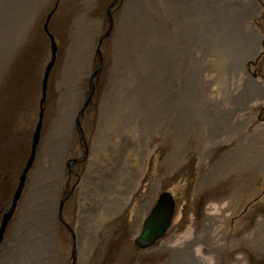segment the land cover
<instances>
[{
    "label": "rangeland",
    "instance_id": "1",
    "mask_svg": "<svg viewBox=\"0 0 264 264\" xmlns=\"http://www.w3.org/2000/svg\"><path fill=\"white\" fill-rule=\"evenodd\" d=\"M251 1L242 32L254 29L255 49L237 65L234 18L199 14L215 9L212 0H190L181 13L167 0H0V226L31 150L51 55L43 27L50 12L56 45L39 138L0 235V264H177L191 253L204 264H264V0ZM154 45L162 63L150 77L140 56ZM223 60L232 96L208 104L222 93L214 85ZM192 78L201 98L188 92ZM248 78L256 91L243 104L233 96L247 91ZM117 130L136 139L139 131L140 171L121 207L101 223L96 218L120 180L101 183L110 166L93 155L114 164L120 151L126 178L136 158L131 141L115 144ZM163 191L174 201L170 224L138 248L134 237ZM44 217L48 225L33 227Z\"/></svg>",
    "mask_w": 264,
    "mask_h": 264
},
{
    "label": "bare ground",
    "instance_id": "2",
    "mask_svg": "<svg viewBox=\"0 0 264 264\" xmlns=\"http://www.w3.org/2000/svg\"><path fill=\"white\" fill-rule=\"evenodd\" d=\"M185 3L182 5L181 3H180V0H167V2H169V3H172L173 4V8H174V5H176V7L178 8V12L177 13H181V12H186V11H190V5L188 4V2H190V0H183ZM211 1V0H210ZM213 1V4H210V6L211 7H215V9H212V8H204V10L202 9V8H200V11H199V14H201V11H202V16H204V15H206V14H204L205 12L207 13V11H211V12H213V11H215L214 13L215 14H218V15H220L221 17H222V19L220 18V16H219V19L217 20V21H219L220 19L222 20V21H224L225 22V17L226 18H228L230 15V18H234V19H232L233 20V23H235V25H233L234 27L232 28L233 29V34H235L234 35V37H239V42H238V47L241 49H239L238 50V52H240V56L238 57V60H237V65L238 64H242V62H240L241 61V59H244V57L246 56V55H250V53H252L253 51H254V49H255V47H254V44L255 43H252L251 42V39H255L256 37H255V34H253L255 31H254V29H252V28H250L251 29V31L252 32H250L248 35H245V33L244 32H242V30H244V25H245V20H244V17L246 16V15H249V14H252V12H253V6H252V4H253V2L251 1V0H228V2H226L225 3V1L226 0H212ZM235 2V4H234V2H233V4H231L230 2ZM209 2V1H208ZM207 2V3H208ZM202 3L205 5V7H206V5H207V3H206V1H202L201 2V4L200 5H202ZM206 3V4H205ZM204 5H202V6H204ZM220 5V6H219ZM218 7H220V8H218ZM174 11H175V9H174ZM205 11V12H204ZM176 13V14H177ZM197 16V15H196ZM212 17V16H211ZM180 18V17H179ZM197 18H200V17H197ZM236 18V19H235ZM155 20V19H154ZM237 20H239V21H241V26H240V22H237ZM151 22H154V21H152V20H150ZM201 21H203L202 19H201ZM203 23H205L204 21H203ZM214 23H216V21L215 22H213V24H211V25H213L212 27H214ZM208 24V23H207ZM210 26V25H209ZM242 28V29H241ZM180 31H184V29H182V30H180ZM245 31V30H244ZM205 33V32H204ZM184 34V33H183ZM195 35V34H194ZM185 37V36H184ZM245 37L250 41V43H249V41H246L245 40ZM153 38V36H151V37H148V41H150V39H152ZM199 38V37H198ZM189 39V38H188ZM201 39V38H200ZM144 46V45H143ZM178 49V48H177ZM159 49H157V46L156 45H154V47H147L146 46V48H144V50H142L143 51V54H142V56H140V57H143V60H146L145 61V64L146 65H144L145 67H151L152 68V70L153 71H151L149 68H146V70L147 71H151V74H150V77H152V76H154L155 75V72H156V70H157V68H156V66L157 65H159L160 63H162V59H160L158 56H157V51H158ZM181 51V50H180ZM148 53V57H145V55ZM185 53V52H184ZM156 54V55H155ZM160 54V53H159ZM155 55V56H154ZM227 56V55H226ZM151 57V58H150ZM155 60L156 62H154V61H151V60ZM160 60V61H159ZM231 60V59H230ZM226 63V61L225 60H223V62H221L220 63V65L218 66V70H219V73H218V76L217 77H219V80L218 81H216L215 82V85H214V87H219V90H221L222 91V93L220 92V91H217V97L216 98H210L208 101H207V103L208 104H213V103H215V102H220L219 104H222V101H223V99L224 98H226L225 96H224V94H228L229 95V97H231L232 96V91H233V89H231V83H232V81H231V79L229 78L230 76L229 75H224L223 74V71L222 72H220L221 71V68H220V66H222V64L224 65ZM230 63H232V60H231V62ZM148 65V66H147ZM170 65V64H169ZM172 65V64H171ZM225 67V66H224ZM230 67H232V66H230ZM234 68V67H233ZM167 69V68H166ZM160 73V72H159ZM164 73V72H163ZM165 74H167L168 75V72H165ZM222 77H221V76ZM166 76V75H165ZM187 76V77H186ZM157 77V76H156ZM168 77H170V78H172V77H174L173 76V74H171V72H170V74H169V76ZM179 77V79L181 80V78H183L184 77V80H185V77H186V79H188V75H186V74H184V73H180V75L178 76ZM190 77V76H189ZM153 81V83H155L156 81H155V78L153 77V78H151ZM191 81V85H192V87L190 88V87H188V92L190 93H192V97L193 96H197V97H199V98H201V96H202V94H203V92H201V90H200V84H199V82L197 81V78L194 80V78H192V80H190ZM193 81V82H192ZM161 83H162V81H161ZM256 84H257V82H256V80H250V78H248L247 79V81H246V84H245V86H246V89H247V91L245 92L244 90H245V87H244V89L240 92V93H238V94H236V95H234L233 97H237V96H240V98H241V100L243 101L242 103L243 104H246L247 103V100H249L251 97H253L252 95V92H254V91H256V87H254V86H256ZM190 86V85H189ZM213 87V88H214ZM160 89H162V85H161V87H160ZM217 89V88H216ZM205 90V89H204ZM249 91H251V94H249ZM91 93V92H90ZM224 93V94H223ZM90 95V94H89ZM89 95H88V97H89ZM231 95V96H230ZM232 97V98H233ZM141 98V97H140ZM181 98V97H180ZM191 98V97H190ZM193 101V100H192ZM175 102V101H174ZM150 104H152L151 102H150ZM154 105V104H153ZM182 105V104H181ZM207 105V104H206ZM149 106V105H148ZM218 106L219 105H217L216 106V108H218ZM208 107H209V105H208ZM138 108V107H137ZM151 109V108H150ZM155 109V108H154ZM136 110H138V109H136ZM140 110V109H139ZM149 110V109H148ZM152 110V109H151ZM237 111L238 110V107L237 108H233L232 109V111ZM133 111V110H132ZM218 111H219V109H218ZM160 112V111H159ZM181 114V113H180ZM108 115H110L109 114V112L107 111V110H105V112H104V118L105 117H107ZM187 116H186V118L184 119L183 118V121H185V123H186V125L188 124V123H190V122H186L189 118H190V114H186ZM155 117H156V115H154ZM174 117V116H173ZM248 119V118H247ZM241 121V120H240ZM128 122V121H127ZM192 122V121H191ZM138 124H139V122H137ZM137 123H136V125H137ZM132 124V123H131ZM141 125V124H140ZM185 125V126H186ZM104 126V125H103ZM128 126H130V125H128ZM134 126H135V124H134ZM139 126V125H138ZM137 126V128L138 129H140L139 127ZM238 126V125H237ZM125 128H129V127H125ZM147 129V128H146ZM80 130V129H79ZM127 131H128V129H126ZM131 132H133V130L131 131ZM138 133L137 132V130H134V135L133 136H136L137 137V139L135 138V137H132V135H129V133L128 132H123L122 133V131L120 130L119 132H118V130H117V132H115L114 134L115 135H112V137L113 138H115V144L118 142V141H120V143H122V144H124V143H129V141H131L130 143L135 147V149L133 150V151H130L131 153H133L134 152V156L136 157L135 159L133 158V160L130 162V165L132 166V169H131V167H129V173H128V177L126 178V176H124L123 175V173L125 172L124 171V168L121 166V165H124V164H128V160L125 158V159H121V153H120V151H117V152H115V159H116V162L114 163V164H111V163H109V162H107V161H99L98 159H96V157H95V155H93V160L95 161V162H100L101 164L103 163V164H108L110 167H109V171H110V173L108 174V172H106V171H104V173L103 172H101V183H103V184H107V183H109L111 180H113L115 183H114V185H116L117 183H118V179L120 180L119 181V185H117L116 187H115V189L114 188H112V190H110V192H108V194H110V196H111V201H107L106 202V204H105V206L103 207V209L100 211V214H99V216H97V218H96V220L97 221H99V222H105L109 217H111L112 215H114V213L121 207V205L123 204V202H124V200H125V198H126V196H127V193H128V191L133 187V181H135V179H136V177H137V175H138V173H139V171H140V162H138V160H139V158H140V153H143V152H140V149H142L141 148V141H140V139H141V135L138 133V134H136V133ZM118 133V134H117ZM111 134H113V133H111ZM104 136V135H103ZM103 136H101V137H99L100 139H99V141L97 140L96 142H95V144H94V147H93V154H94V152L96 153V154H99V152H100V148H101V146H102V139H103ZM105 138V137H104ZM133 140H132V139ZM136 140H137V142H136ZM128 158V157H127ZM128 167V166H127ZM126 167V168H127ZM126 174H127V172H126ZM99 182V181H98ZM110 200V199H109ZM29 223V222H28ZM39 224V226L40 225H48V223H49V221L44 217V220L42 221V223H37L36 221H33V227H35L36 226V224ZM44 223V224H43ZM20 224V223H19ZM30 225L32 226V224L30 223ZM16 227H17V225H15ZM101 226V225H100ZM31 229V228H30ZM16 230H15V228H14V232H15ZM22 233V232H21ZM20 233V234H21ZM19 236L20 235H18V239H19ZM25 236H28V234H23L22 233V237H23V242L24 241H26L25 240ZM13 237H14V239L16 238V235L15 234H13ZM30 239V238H29ZM28 239V240H29ZM158 240V239H157ZM20 243H22V240H21V237H20V239L18 240ZM87 244H89V241H87V243H85V245L83 246V248H84V250H83V252H82V254L83 253H85L84 251H85V249L87 248ZM22 249V248H21ZM4 250V248H0V251L2 252ZM19 249H18V247H16L15 246V248H14V250H13V255H16L17 254V251H18ZM18 253H20V252H18ZM186 261V262H185ZM185 261L184 262H181V263H179V260H178V258L175 260V262L177 263V264H204V262L201 260V259H199L198 257H196L194 254H190L189 256H186V259H185Z\"/></svg>",
    "mask_w": 264,
    "mask_h": 264
},
{
    "label": "water",
    "instance_id": "3",
    "mask_svg": "<svg viewBox=\"0 0 264 264\" xmlns=\"http://www.w3.org/2000/svg\"><path fill=\"white\" fill-rule=\"evenodd\" d=\"M50 15H51V12L46 16L43 27H44V30L47 33L49 40H50V53H51V55H50L49 61L45 65L44 72H43L42 85H41V97L39 99L38 119H37V122L35 124V128L32 132V135H31L32 136L31 150H30V154L27 158V161L25 163V166L22 169L21 174L19 176V181H18L16 190L13 194L12 200H11V206H10L8 212L3 215V218L1 220L0 235H1V232L3 229V226L5 225L6 219L8 218V216L10 215V212L14 208L15 201L19 195L20 189H21L22 184H23L24 173L26 172L27 168L30 165V162H31V160L33 158V154H34V148H35V145H36L37 140L39 138V129H40L41 118H42V114H43L42 103H43L44 97H45L46 80H47L48 74L50 72V69L54 63L55 51H56V45H55L53 36L47 29V22H48ZM104 35H106V32L102 36H104ZM100 41H101V38H99V40H98V45H99ZM97 49H98V47H97ZM97 69L94 71L93 75H95ZM89 94H90V92H89ZM85 103H84V105H85ZM173 202H174L173 198L168 191H163L158 195V198H157L155 204L150 209L149 214L142 221V226H141L140 231L134 237V243L138 248H146V247L150 246L151 244H153V242L156 239L160 238L164 234V232L166 231V229L168 228V226L170 224V220H171V217L173 214V209H174V203Z\"/></svg>",
    "mask_w": 264,
    "mask_h": 264
},
{
    "label": "flooded vegetation",
    "instance_id": "4",
    "mask_svg": "<svg viewBox=\"0 0 264 264\" xmlns=\"http://www.w3.org/2000/svg\"><path fill=\"white\" fill-rule=\"evenodd\" d=\"M262 38L260 37V40H261ZM254 73V72H253ZM255 74V73H254ZM256 75V74H255ZM258 84H259V88H260V92H259V94L260 93H262V94H264V85L258 80ZM250 169V168H249ZM253 200H254V198H253ZM10 204H11V202H10ZM150 212V211H149ZM149 214V213H148ZM148 214H146V215H148ZM146 218V217H145Z\"/></svg>",
    "mask_w": 264,
    "mask_h": 264
}]
</instances>
